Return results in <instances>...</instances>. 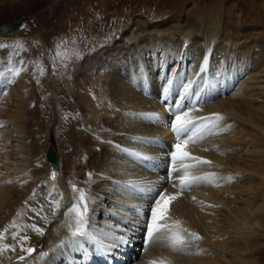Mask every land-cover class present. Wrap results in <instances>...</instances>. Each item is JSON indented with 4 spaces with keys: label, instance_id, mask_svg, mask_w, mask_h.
Instances as JSON below:
<instances>
[{
    "label": "bare ground",
    "instance_id": "6f19581e",
    "mask_svg": "<svg viewBox=\"0 0 264 264\" xmlns=\"http://www.w3.org/2000/svg\"><path fill=\"white\" fill-rule=\"evenodd\" d=\"M106 3V0H101L100 7L105 8ZM233 13L220 1L211 3L206 12L193 6L187 9L184 16L173 14L166 22L153 25H147L142 18L136 19L134 24L139 27L130 33L125 32L122 39L102 50V53L83 54L80 42L67 49L65 65L70 70L67 75L73 71V77L69 75L64 80L65 92L75 95L77 103L67 105L65 109L82 110L84 120L93 125V131L67 130L66 147H70V151L63 155V159L58 152L56 167L45 158L48 147L57 150L53 141L52 145L48 143L42 154H38L35 143L28 150L30 145L26 137L18 136L21 138L15 146L23 157L19 158L20 162L17 160L19 163L12 171L17 178L0 182V232L18 220L16 209L22 208L24 202L36 208L33 201L37 198L35 193L45 195V198L53 197L49 195L53 193L62 205H70L76 195L71 185L76 184L91 197L89 219L94 239L79 238L77 242L71 238L66 227L70 215L62 206L53 215L59 221L55 223L52 220L47 231L42 221H26L44 230L45 237L39 246L35 244L31 247V242L41 235L34 230L20 233L8 244L15 247L14 251L2 250L4 244H1L0 264H22L16 259L19 256H26L24 264H80L85 259L87 264H149L154 259H164L166 264H260L255 254L264 246V54H259V50L253 51L262 37L260 31L244 27ZM142 22L144 27L141 31ZM2 55L0 72H4L9 65ZM8 55L11 60L14 51ZM161 58H164L163 62L159 60ZM189 58L192 61L188 64ZM173 60L180 61L181 72L185 71L187 81L182 83L184 78L180 75L173 85L160 83L166 67ZM216 61H221L222 69L214 68ZM227 63L229 66L224 71ZM247 68L253 70L252 74L247 78L239 77ZM168 79H173V72ZM189 81L193 85L190 91L200 93V102L195 103L189 116L196 118L212 112L219 113L225 117L221 127H231L226 132L206 135L196 143L185 145V150L192 155L212 162L211 165L193 168L190 174L215 173L217 177L211 182L192 185V194L186 195L179 191V187H173L174 183H178L175 179H160L167 176L166 168H150L134 162L115 145L139 150L159 162L166 155L168 144L174 142L170 128L141 121L133 114L155 112L166 121L169 113L162 102L163 87L170 88L172 97L168 96V104L172 105L179 98L174 94L183 92L182 85ZM222 83L228 86L238 83L239 86L221 102L207 108L196 107L208 101L210 94L219 92L226 96L227 91H221L219 87ZM3 84H7V80L0 76V97L10 95L5 93ZM196 100L197 97L192 101ZM22 113L24 111L19 109L9 117L10 127L28 125L30 120L27 121ZM33 114L36 116L37 112ZM2 131L0 140L5 139L1 136ZM7 137L10 138L9 135ZM136 137H159L165 143L141 144L133 139ZM31 154L33 160L44 157L45 170L32 171L28 162ZM53 170L58 173L55 181L50 179ZM88 173L92 174L91 177ZM229 176L234 178L221 179ZM129 179L153 182L169 197L166 201L167 222L179 221L181 229L196 232L202 239L182 251L168 247V242L163 239L146 245L141 228L145 232L144 220L148 209L144 204H149V201L136 194H123L115 184L116 181ZM172 196L177 198L172 200ZM133 205L144 214L137 215L130 210ZM42 213L44 218L49 219L52 210H43ZM133 222L135 250L132 251L131 236V241L120 246L122 251L119 252V247H114L111 239L104 234L110 232L109 226L112 225L118 228L127 225L132 229ZM116 234L119 235V232ZM24 236L28 239L22 240ZM29 244L35 249L31 254L21 249V245L26 249ZM140 250H143L140 257L133 261L134 254ZM123 259L127 262L118 263Z\"/></svg>",
    "mask_w": 264,
    "mask_h": 264
},
{
    "label": "rangeland",
    "instance_id": "374dc122",
    "mask_svg": "<svg viewBox=\"0 0 264 264\" xmlns=\"http://www.w3.org/2000/svg\"><path fill=\"white\" fill-rule=\"evenodd\" d=\"M160 1H163L164 4ZM218 1L225 4L227 8L230 7L232 12H234L233 14L240 19L244 27L260 31V36L262 37L258 40L257 46H254L253 51L259 50L257 51L259 54H264V0H106L107 6L105 8L100 7L101 0H0V44L11 46L15 41H20L23 44V48L19 50L14 51L12 47H8L0 50V54H3L4 56H2L5 60L9 61L8 67L17 61H23L25 69L19 77L14 78L12 83L7 82V84H3L5 93H10V95L0 97V125H2L0 126V131L4 130L2 131L3 133L1 132V136L5 138L4 140H0V182H3L4 179L5 181L8 179L13 181L17 178L12 171L16 167L15 164L20 162L21 159L19 158L23 157L21 153L18 154V150L20 149L15 146L19 138L26 137V141L30 145L28 150L35 143L39 149L38 154H42L49 142L50 145L53 144L52 138L55 136L57 154L59 152L60 157L63 159V155L70 151V147H66L67 130L73 128L76 131L82 132L93 131V125L86 123L84 120L82 110L65 109L67 105H75L77 103L75 95L72 96L65 92L66 82L64 81L69 75L73 77V71L67 75V71L70 70L65 65L66 51L72 44L80 42L81 47L84 48L83 54L102 53V50L110 47L117 40L122 39L121 37L125 32L130 33L132 30L137 29L139 26L135 25L134 22L138 18L146 21L147 25H153L156 22L164 20L166 22L173 14L184 16L187 9L193 6L200 9L201 12H206L207 7L211 3ZM88 6L90 8L87 9ZM86 11L89 15L86 14ZM22 17H26L24 24L27 26L26 29L23 27L15 33L5 34L2 32L1 26L3 24L19 21ZM141 25L142 31L144 23L142 22ZM129 41L133 42V39H129ZM242 41L243 39H241ZM13 51L14 56L9 60L8 54ZM58 52L61 55H57ZM159 60L163 62L164 58ZM10 61L12 62L11 64ZM176 61L173 60L166 67L165 76L159 80L160 83H165L166 79L170 77L171 72H173V81L180 75L184 78L182 83L187 81L185 80V71L181 72L180 61L179 63ZM191 61L189 58L187 60L188 64ZM5 63L7 64L8 62ZM227 64L224 71H227V66H229ZM17 66L20 65L17 64ZM214 68L218 70L222 69L221 61L214 62ZM235 68V65H233V69ZM162 69L160 70L162 71ZM41 70L43 71V75H41ZM252 72V69L247 68L241 72L239 77L247 78ZM17 78L18 81L16 82ZM37 80H39V83H37ZM240 82L241 80L238 83ZM238 83L230 86L227 83L220 84L221 91H227L225 93L226 96H223L219 92L212 96L210 94L211 98L207 102L196 105V107L207 108V106L221 102L222 98L228 97L229 94L238 88ZM174 95H177V93ZM168 96L172 97V93ZM195 98V96H192V100ZM19 109L24 111L22 113L23 116L27 121H30L26 125L27 127L25 125L24 127H10V116ZM34 111L37 112L36 116H34L35 114L31 115ZM213 113L215 112L203 116H210ZM3 119L6 122H2ZM31 131H33L32 135ZM8 135L10 138L7 137ZM30 156L31 158L28 162L32 171L45 170L48 157H45L46 160L42 156L33 160V155L31 154ZM191 190L193 189H179L182 194L186 195H191ZM35 197L37 198L33 201L36 208H32L26 201L22 208L16 209V214L20 213V215H17V218H19L15 222L16 227H10L11 224L7 227L6 239L0 242V245L11 244L14 241L11 237V233L13 232L25 234L26 230H32L25 227L30 224L29 222L26 223L27 220L42 221L46 231L49 229L48 224L53 223V221H56L55 223L59 221L54 217L57 213V208L53 207V197L45 198V195L38 196L36 193ZM54 199L59 201L58 197ZM89 204L90 199L88 200ZM144 207L148 209V204H144ZM24 208L27 210L23 211L22 209ZM43 210H52V214L48 217L49 219L42 216ZM137 223L139 224L136 221ZM142 229L141 235L142 238H145V232ZM134 234L135 232L132 227L131 231L128 232V241L132 236L133 243L130 242L133 247L132 251L135 250L133 245L136 243L135 238H133ZM44 237L45 233L39 235L36 240L31 242V247H35V244L39 246V242ZM262 239L264 241V238ZM28 247H30V244L26 246V248ZM118 250L119 252L122 251L120 247ZM142 251L140 250L134 254L133 261L140 257V252ZM255 256L260 264H264V246ZM16 259L19 260L18 263L22 262L24 264L25 259L20 260L19 257ZM87 261L85 259L79 263L87 264ZM121 262L126 263L127 261L123 259L118 263Z\"/></svg>",
    "mask_w": 264,
    "mask_h": 264
},
{
    "label": "snow or ice",
    "instance_id": "6c2138e0",
    "mask_svg": "<svg viewBox=\"0 0 264 264\" xmlns=\"http://www.w3.org/2000/svg\"><path fill=\"white\" fill-rule=\"evenodd\" d=\"M17 27L27 28L26 25H18ZM12 47L14 51L23 48V44L20 41H15L13 45L9 46L6 44H0V50ZM61 55V53H57ZM206 63V59H205ZM20 65V66H17ZM23 61H17L12 66L8 67L6 71L0 72V76H4L8 83H12L14 78L19 77L24 71ZM204 71V66H201V72ZM41 75L43 71L41 70ZM39 83V80H37ZM173 80L166 79V84L171 85ZM193 85L189 81L187 84L182 85L183 92H178L179 97L174 101L172 105L168 104V94L170 92L169 87H163L162 90V102L168 110L169 117L165 121L159 113H139L133 114L137 116L141 121H147L149 123L168 127L171 130V134L174 137V142L168 144V150L163 158L156 162V158L148 156L139 150L130 149L127 147H122L121 145H115V147L126 154V156L131 157L134 162H139L150 168H166L167 176L160 177L161 180L172 181L175 179L178 183H174L173 187H179L181 190L190 188L194 184L200 182H211L216 179L215 173H205L203 175H191L190 171L200 165H211V161L203 159L198 156L192 155L189 151L185 150V145L188 143H196L199 140L204 139L206 135H215L220 132H226L230 129V125L221 127L222 122L225 117L219 113H213L210 116H202L191 118L189 112L194 110L195 103L200 102V93L197 91H190ZM196 96L197 100L193 102L190 97ZM207 102V101H205ZM2 126V125H0ZM141 144H163L165 143L159 137L145 138L136 137L133 138ZM108 143H112L109 141ZM208 149H205L207 151ZM182 173V174H181ZM91 177V173H88ZM58 173L53 170L50 175V179L55 181L57 179ZM234 177H224L221 179L231 180ZM115 184L122 191L123 194H136L139 198L147 199L149 201L147 214L145 215L144 227H145V244L150 245L159 241L161 239L166 240L167 246L173 250L182 251L184 248L188 247L191 243L199 241L202 239L196 232H189L187 229H181L179 227V221H174L172 224L168 223L169 217L166 216V201L169 199L163 191H160L153 182L151 181H139L134 179H129L124 182L116 181ZM72 190L76 194L70 205H62L60 201L54 199V194L49 193L53 196V207L61 208L66 207L67 213L70 215V221L66 224L68 227L70 236L78 242L79 238L94 239L92 235L91 224L89 219L90 209L88 205V200L91 198L90 194L85 191L84 188L78 187L76 184H72ZM62 195V194H61ZM177 197L172 196L170 199L175 200ZM193 199H195L193 197ZM213 207L212 205H209ZM120 207H125V205H120ZM130 210L137 213V215H143L142 210L133 205L130 206ZM20 215V213H17ZM135 222H133L132 227H134ZM10 227H16L15 221L12 222ZM30 228L40 234H43V229L37 227L35 224H29L25 226ZM110 232L105 233L108 236L114 247H120L128 242V232L131 231V227L127 226L125 228H118L116 225L109 226ZM5 232H0V242H2L5 237ZM119 232V235L116 234ZM19 232L11 233V237L16 239ZM22 240H27L28 237H21ZM65 239H68L67 237ZM19 242V241H18ZM15 250L13 245L4 244L2 250ZM22 251L31 254L35 249L28 247L26 249L21 245ZM41 255H47L46 253H41ZM20 260H24L25 256H19ZM149 264H166L164 259L151 260ZM170 264V262H168Z\"/></svg>",
    "mask_w": 264,
    "mask_h": 264
},
{
    "label": "water",
    "instance_id": "95a60500",
    "mask_svg": "<svg viewBox=\"0 0 264 264\" xmlns=\"http://www.w3.org/2000/svg\"><path fill=\"white\" fill-rule=\"evenodd\" d=\"M26 17H22L21 20L19 21H14V22H9L6 24H3V26H1V29H3L4 33H13L16 32L18 30H21L23 27H17L18 25H24L26 22ZM54 136V135H53ZM52 141L55 143V136L54 138H52ZM47 157L49 159V161L52 163V165L54 167L57 166V160H58V154L56 152V150L54 149V147L50 146L48 148L47 151Z\"/></svg>",
    "mask_w": 264,
    "mask_h": 264
}]
</instances>
